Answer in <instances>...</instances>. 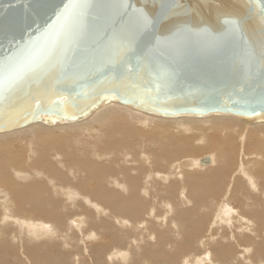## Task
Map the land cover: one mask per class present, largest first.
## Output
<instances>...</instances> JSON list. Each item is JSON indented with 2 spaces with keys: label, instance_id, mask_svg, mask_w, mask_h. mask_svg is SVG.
Segmentation results:
<instances>
[{
  "label": "bare ground",
  "instance_id": "obj_1",
  "mask_svg": "<svg viewBox=\"0 0 264 264\" xmlns=\"http://www.w3.org/2000/svg\"><path fill=\"white\" fill-rule=\"evenodd\" d=\"M47 123L0 132V264H264V121Z\"/></svg>",
  "mask_w": 264,
  "mask_h": 264
},
{
  "label": "water",
  "instance_id": "obj_2",
  "mask_svg": "<svg viewBox=\"0 0 264 264\" xmlns=\"http://www.w3.org/2000/svg\"><path fill=\"white\" fill-rule=\"evenodd\" d=\"M111 100L264 121V0H0V132Z\"/></svg>",
  "mask_w": 264,
  "mask_h": 264
}]
</instances>
